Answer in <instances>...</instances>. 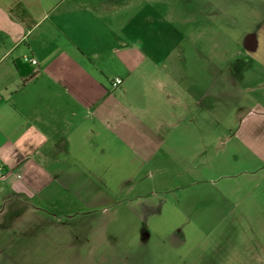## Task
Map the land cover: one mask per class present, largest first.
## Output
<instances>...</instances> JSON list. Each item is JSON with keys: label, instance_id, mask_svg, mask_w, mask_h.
I'll use <instances>...</instances> for the list:
<instances>
[{"label": "rangeland", "instance_id": "rangeland-1", "mask_svg": "<svg viewBox=\"0 0 264 264\" xmlns=\"http://www.w3.org/2000/svg\"><path fill=\"white\" fill-rule=\"evenodd\" d=\"M150 3L129 90L148 98L150 149L135 135L136 145L92 136L72 198L36 211L0 203V264L264 256V0Z\"/></svg>", "mask_w": 264, "mask_h": 264}, {"label": "crops", "instance_id": "crops-1", "mask_svg": "<svg viewBox=\"0 0 264 264\" xmlns=\"http://www.w3.org/2000/svg\"><path fill=\"white\" fill-rule=\"evenodd\" d=\"M148 7L150 0H0V167L22 175L0 182L8 209L72 198L67 185L79 177L75 167L85 168L92 136L136 145L135 135L141 151L150 149L153 131L141 119L148 98L129 96L147 55L139 25L152 20ZM241 264H264V256Z\"/></svg>", "mask_w": 264, "mask_h": 264}, {"label": "built area", "instance_id": "built-area-1", "mask_svg": "<svg viewBox=\"0 0 264 264\" xmlns=\"http://www.w3.org/2000/svg\"><path fill=\"white\" fill-rule=\"evenodd\" d=\"M23 61L25 63H29L31 65H36L37 64V61L35 59H33V58H30L29 56H24L23 57ZM121 84H122V80L121 79H115L114 81H112V87L113 88H118ZM8 175H14L17 179H21L22 178L21 174L14 173V171H12V170H7V169H5L3 167H0V182L5 180Z\"/></svg>", "mask_w": 264, "mask_h": 264}, {"label": "trees", "instance_id": "trees-1", "mask_svg": "<svg viewBox=\"0 0 264 264\" xmlns=\"http://www.w3.org/2000/svg\"><path fill=\"white\" fill-rule=\"evenodd\" d=\"M33 77V75H30V77H27V79H25L24 82H27L29 79H31Z\"/></svg>", "mask_w": 264, "mask_h": 264}, {"label": "flooded vegetation", "instance_id": "flooded-vegetation-1", "mask_svg": "<svg viewBox=\"0 0 264 264\" xmlns=\"http://www.w3.org/2000/svg\"><path fill=\"white\" fill-rule=\"evenodd\" d=\"M248 47H250V46H248Z\"/></svg>", "mask_w": 264, "mask_h": 264}]
</instances>
